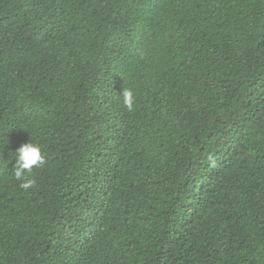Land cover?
Instances as JSON below:
<instances>
[{
	"label": "trees",
	"instance_id": "trees-1",
	"mask_svg": "<svg viewBox=\"0 0 264 264\" xmlns=\"http://www.w3.org/2000/svg\"><path fill=\"white\" fill-rule=\"evenodd\" d=\"M0 264H264V0H0Z\"/></svg>",
	"mask_w": 264,
	"mask_h": 264
},
{
	"label": "clouds",
	"instance_id": "clouds-1",
	"mask_svg": "<svg viewBox=\"0 0 264 264\" xmlns=\"http://www.w3.org/2000/svg\"><path fill=\"white\" fill-rule=\"evenodd\" d=\"M122 104L128 111L134 110L135 96L131 89L123 88ZM15 164L13 166L14 178L18 181H23L20 187L28 189L32 185V181L26 179V172H31L33 167H38L44 163V155L42 154L41 147L32 141L22 144L15 151Z\"/></svg>",
	"mask_w": 264,
	"mask_h": 264
}]
</instances>
